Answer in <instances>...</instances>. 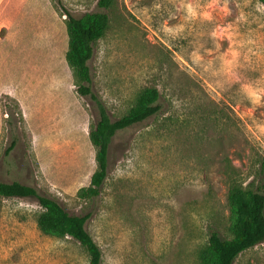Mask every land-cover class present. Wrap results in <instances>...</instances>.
<instances>
[{
	"label": "rangeland",
	"instance_id": "obj_1",
	"mask_svg": "<svg viewBox=\"0 0 264 264\" xmlns=\"http://www.w3.org/2000/svg\"><path fill=\"white\" fill-rule=\"evenodd\" d=\"M0 0V182L89 215L101 264H200L210 232L231 236L237 185L264 189V6L257 0ZM103 10L91 91L111 120L145 88L159 112L111 139L99 195L97 113L65 61L66 16ZM9 118L10 123H6ZM14 148L7 154L12 137ZM33 197L0 196V264H88L71 237L39 231ZM233 264H264V242Z\"/></svg>",
	"mask_w": 264,
	"mask_h": 264
},
{
	"label": "trees",
	"instance_id": "obj_2",
	"mask_svg": "<svg viewBox=\"0 0 264 264\" xmlns=\"http://www.w3.org/2000/svg\"><path fill=\"white\" fill-rule=\"evenodd\" d=\"M264 6V0H257ZM112 0H98L97 8L108 9ZM65 28L67 49L65 61L71 69L77 84V92L88 96L94 103L96 121L89 130L88 138L95 149L96 169L87 187L77 191V197L92 199L99 195L106 177L108 150L112 137L119 131L139 124L156 115L160 110L159 93L155 88H145L137 96L133 106L116 120H111L104 105L91 91V76L88 61L91 59L95 41L102 37L108 27V16L103 10L85 13L74 17L66 10ZM9 124V118L6 119ZM16 144L12 137L5 149L7 155ZM0 196L5 198L33 197L42 211L36 224L40 232L56 238L71 237L85 250L88 264H101V251L86 230L89 215L69 214L56 200L40 194L35 187L17 181L0 182ZM227 203L234 210L235 220L231 226V236L221 237L210 232L207 244L199 251L200 264H233L243 251L264 242V189L245 190L233 185L227 193Z\"/></svg>",
	"mask_w": 264,
	"mask_h": 264
}]
</instances>
